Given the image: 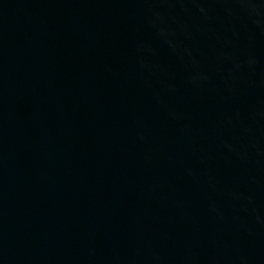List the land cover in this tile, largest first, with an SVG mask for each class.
Listing matches in <instances>:
<instances>
[{
	"label": "water",
	"instance_id": "water-1",
	"mask_svg": "<svg viewBox=\"0 0 264 264\" xmlns=\"http://www.w3.org/2000/svg\"><path fill=\"white\" fill-rule=\"evenodd\" d=\"M0 264H264V0H0Z\"/></svg>",
	"mask_w": 264,
	"mask_h": 264
}]
</instances>
